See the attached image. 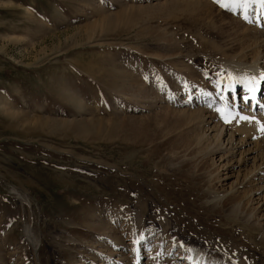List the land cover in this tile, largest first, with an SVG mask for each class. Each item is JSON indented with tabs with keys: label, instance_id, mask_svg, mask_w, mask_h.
Segmentation results:
<instances>
[{
	"label": "rangeland",
	"instance_id": "374dc122",
	"mask_svg": "<svg viewBox=\"0 0 264 264\" xmlns=\"http://www.w3.org/2000/svg\"><path fill=\"white\" fill-rule=\"evenodd\" d=\"M247 4L0 0V264H264V191L238 166L264 122L218 141L195 104L250 53Z\"/></svg>",
	"mask_w": 264,
	"mask_h": 264
},
{
	"label": "bare ground",
	"instance_id": "6f19581e",
	"mask_svg": "<svg viewBox=\"0 0 264 264\" xmlns=\"http://www.w3.org/2000/svg\"><path fill=\"white\" fill-rule=\"evenodd\" d=\"M238 7H240V5H238ZM246 7L248 8L247 17L249 19V20L247 19L248 20L247 23L249 24L252 23L251 25L257 26V29L251 25L249 27L244 26L245 28H242L245 29L243 31L250 32L247 33L246 37L251 36L253 34V38L250 39V44L248 46V48L249 47L251 48V49L249 48L250 50H248L250 51V53L249 52L248 53L251 55L250 56L251 58L248 60L247 55L249 54H245L244 51V55L239 57L235 56L236 59L231 58V60L227 61V64L225 65L224 68L225 69L224 76L222 78H218V80L216 81L212 80L213 81L212 83L215 85L214 88L217 89L216 91L222 93V95L219 94L220 97H218L219 99L216 98L217 99L216 101L214 100V97L208 94V92H204L203 94L199 93V95L196 98V103L193 102L191 98L193 95L191 93L187 94L188 97L187 100L188 102L190 101L189 103H187V105H191L195 103L197 106L205 103L207 104L208 109L212 108L213 106L214 108L217 107L219 109L217 110L218 112L220 111L221 114L220 117H222L223 123L221 124V126H219L221 128H217L218 127L217 123H216L217 125H214L213 127V131L217 132V135L215 137L217 138L218 141L221 140L223 134L225 135L224 129L226 125L232 127L231 125L233 123L235 124V126H237L241 124L250 125L251 123H254L256 121L264 122V88L263 91L260 90L262 89V87H264V0H248V4ZM252 12L254 13L252 14ZM259 27H261L263 30H259ZM228 92L232 93L233 95L232 99L230 98V96H228ZM236 94L242 96L241 106H238L237 104L238 101L236 99L239 96ZM196 95L197 94H195L194 96ZM248 101L251 102L250 107H248ZM197 109L198 111H195V113L192 115L197 116L196 113H199L198 115H201V117L205 119L204 112L202 111L203 109H199V108ZM235 133L232 130L229 135L228 142L229 144H231V146H229V148L227 147L228 151L235 150V148L237 147L243 148L251 144L248 143L244 139V137L243 138L240 137L239 140L234 139V136H236ZM236 141L238 142L236 143ZM234 143L237 144L235 148H233ZM254 147L255 146L253 145V147L247 149L246 151L240 150L241 151L239 158L240 162H238V166L241 165V162L243 160L244 161L242 162V164L246 161L253 160V167L249 173V177L250 179L254 178V182L259 181L260 184H258L257 186L258 191L259 190L264 191V157H262L261 159L260 156L259 159V156H257L256 159V155L255 156L253 155L252 158H248L255 151ZM234 190L237 191L236 189H230V191H234ZM223 197L224 195L222 194L213 195L212 200L210 201L214 207H217L220 204H222ZM237 207H239V205H237L236 208ZM188 254L189 257H187V259L189 262L187 264H200L199 254L195 252L194 249H192L190 253H187V255Z\"/></svg>",
	"mask_w": 264,
	"mask_h": 264
}]
</instances>
